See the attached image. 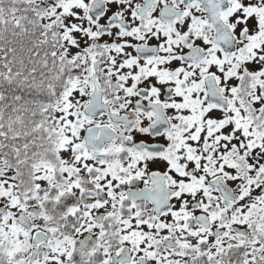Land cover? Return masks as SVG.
Masks as SVG:
<instances>
[{
	"label": "snow or ice",
	"instance_id": "1",
	"mask_svg": "<svg viewBox=\"0 0 264 264\" xmlns=\"http://www.w3.org/2000/svg\"><path fill=\"white\" fill-rule=\"evenodd\" d=\"M0 264H264V0H0Z\"/></svg>",
	"mask_w": 264,
	"mask_h": 264
}]
</instances>
